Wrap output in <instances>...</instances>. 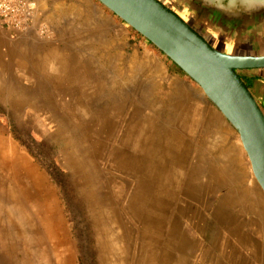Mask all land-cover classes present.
Listing matches in <instances>:
<instances>
[{"label": "rangeland", "instance_id": "1", "mask_svg": "<svg viewBox=\"0 0 264 264\" xmlns=\"http://www.w3.org/2000/svg\"><path fill=\"white\" fill-rule=\"evenodd\" d=\"M161 1L214 47L264 41ZM38 3L25 45L0 46V264H246L221 199L234 178L264 200L237 133L97 0Z\"/></svg>", "mask_w": 264, "mask_h": 264}, {"label": "water", "instance_id": "2", "mask_svg": "<svg viewBox=\"0 0 264 264\" xmlns=\"http://www.w3.org/2000/svg\"><path fill=\"white\" fill-rule=\"evenodd\" d=\"M193 80L237 133L255 189L264 200V112L239 75L264 69L263 55L219 51L161 0H97ZM203 23L240 39L264 31V0H181Z\"/></svg>", "mask_w": 264, "mask_h": 264}, {"label": "crops", "instance_id": "3", "mask_svg": "<svg viewBox=\"0 0 264 264\" xmlns=\"http://www.w3.org/2000/svg\"><path fill=\"white\" fill-rule=\"evenodd\" d=\"M39 2L42 3L44 8L48 7V0H39ZM37 14H39V3ZM257 36L264 37V31L262 33H257L253 37ZM10 39H14L17 45L21 47L29 40L27 39L26 41V39L20 37L19 34L11 35L8 30L0 25V46L8 49L11 43ZM215 47L221 52L234 55L264 54L263 40L257 45L253 42L251 44L240 43V45L237 44V46L232 44L228 49H223L224 46L223 48H219L220 46L218 45H215ZM21 56L22 52H19L18 57L21 58ZM239 75L264 111V69L240 70ZM229 182L230 183L227 184L228 188L222 196L221 206L225 208V211L230 212L235 209H241V212L239 211V214L236 215L234 222L237 221L238 223V232L241 235V240L249 244V248L243 246L244 249L241 251L242 259L246 264H264V209L260 206L255 196L252 195L250 199H248L249 190H247V185L244 184L243 181L241 183L236 182V179L233 178ZM223 183L225 185V180ZM227 200H231V202ZM246 206L247 208L245 209Z\"/></svg>", "mask_w": 264, "mask_h": 264}, {"label": "built area", "instance_id": "4", "mask_svg": "<svg viewBox=\"0 0 264 264\" xmlns=\"http://www.w3.org/2000/svg\"><path fill=\"white\" fill-rule=\"evenodd\" d=\"M37 10L38 0H0V25L14 35L26 33L34 25Z\"/></svg>", "mask_w": 264, "mask_h": 264}, {"label": "flooded vegetation", "instance_id": "5", "mask_svg": "<svg viewBox=\"0 0 264 264\" xmlns=\"http://www.w3.org/2000/svg\"><path fill=\"white\" fill-rule=\"evenodd\" d=\"M172 7H174V9L177 11V12H179V14L183 17V18H185V20L187 21V22H189L190 24H193V26H195L196 24H195V22L192 20V19H190V18H188V17H185L184 15L185 14H182L180 11H178L176 8H175V6H173V5H171ZM260 106V105H259ZM262 109V108H261ZM262 111H263V109H262ZM264 112V111H263Z\"/></svg>", "mask_w": 264, "mask_h": 264}, {"label": "bare ground", "instance_id": "6", "mask_svg": "<svg viewBox=\"0 0 264 264\" xmlns=\"http://www.w3.org/2000/svg\"><path fill=\"white\" fill-rule=\"evenodd\" d=\"M41 7V6H40ZM258 103V102H257ZM228 198V197H227ZM227 201H229V200H227ZM229 202H231V200L229 201ZM113 209V208H112ZM58 224V223H57ZM112 243V242H111ZM114 243V242H113ZM65 262V261H64Z\"/></svg>", "mask_w": 264, "mask_h": 264}, {"label": "trees", "instance_id": "7", "mask_svg": "<svg viewBox=\"0 0 264 264\" xmlns=\"http://www.w3.org/2000/svg\"><path fill=\"white\" fill-rule=\"evenodd\" d=\"M205 35V34H204Z\"/></svg>", "mask_w": 264, "mask_h": 264}]
</instances>
